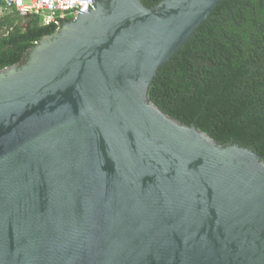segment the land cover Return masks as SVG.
Returning a JSON list of instances; mask_svg holds the SVG:
<instances>
[{
	"label": "water",
	"instance_id": "1",
	"mask_svg": "<svg viewBox=\"0 0 264 264\" xmlns=\"http://www.w3.org/2000/svg\"><path fill=\"white\" fill-rule=\"evenodd\" d=\"M223 0H95L0 71V264H264V157L149 99Z\"/></svg>",
	"mask_w": 264,
	"mask_h": 264
},
{
	"label": "trees",
	"instance_id": "2",
	"mask_svg": "<svg viewBox=\"0 0 264 264\" xmlns=\"http://www.w3.org/2000/svg\"><path fill=\"white\" fill-rule=\"evenodd\" d=\"M148 9L163 0H141ZM57 32L39 17L0 14V71ZM150 101L216 143L264 157V0H223L156 75Z\"/></svg>",
	"mask_w": 264,
	"mask_h": 264
},
{
	"label": "built area",
	"instance_id": "3",
	"mask_svg": "<svg viewBox=\"0 0 264 264\" xmlns=\"http://www.w3.org/2000/svg\"><path fill=\"white\" fill-rule=\"evenodd\" d=\"M95 0H0L5 11H15L22 19L39 17L46 26L55 25L57 31L64 20L77 21L93 10Z\"/></svg>",
	"mask_w": 264,
	"mask_h": 264
},
{
	"label": "rangeland",
	"instance_id": "4",
	"mask_svg": "<svg viewBox=\"0 0 264 264\" xmlns=\"http://www.w3.org/2000/svg\"><path fill=\"white\" fill-rule=\"evenodd\" d=\"M3 12L2 8H0V14Z\"/></svg>",
	"mask_w": 264,
	"mask_h": 264
},
{
	"label": "flooded vegetation",
	"instance_id": "5",
	"mask_svg": "<svg viewBox=\"0 0 264 264\" xmlns=\"http://www.w3.org/2000/svg\"><path fill=\"white\" fill-rule=\"evenodd\" d=\"M26 20H28V22L30 21V19H26Z\"/></svg>",
	"mask_w": 264,
	"mask_h": 264
},
{
	"label": "crops",
	"instance_id": "6",
	"mask_svg": "<svg viewBox=\"0 0 264 264\" xmlns=\"http://www.w3.org/2000/svg\"><path fill=\"white\" fill-rule=\"evenodd\" d=\"M0 8H2V7H0Z\"/></svg>",
	"mask_w": 264,
	"mask_h": 264
}]
</instances>
